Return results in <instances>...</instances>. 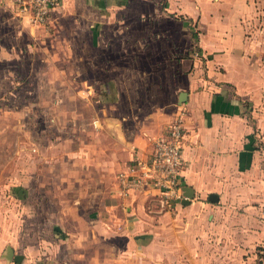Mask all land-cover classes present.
I'll return each instance as SVG.
<instances>
[{
	"label": "crops",
	"instance_id": "1",
	"mask_svg": "<svg viewBox=\"0 0 264 264\" xmlns=\"http://www.w3.org/2000/svg\"><path fill=\"white\" fill-rule=\"evenodd\" d=\"M259 1L59 0L45 24L33 25L55 28L61 39L51 47L79 50L74 63L90 66L76 75L102 92L94 106L103 124L88 142L95 155L81 146L76 153L127 172L182 112L180 183L193 194L166 209L145 193L120 197L115 182L110 193L79 194V205L56 217L0 218V264H264L255 250L264 251ZM24 19L0 0V62L18 59L9 36L26 31ZM219 202L221 213L240 212L224 217L221 233L207 231L203 219H215ZM9 248L19 263L5 259Z\"/></svg>",
	"mask_w": 264,
	"mask_h": 264
},
{
	"label": "rangeland",
	"instance_id": "2",
	"mask_svg": "<svg viewBox=\"0 0 264 264\" xmlns=\"http://www.w3.org/2000/svg\"><path fill=\"white\" fill-rule=\"evenodd\" d=\"M258 3L255 31L258 40L264 41V2ZM20 21L27 32H9L11 42L19 47L18 59L0 62V218L56 217L57 211L67 212L79 205L75 203L79 194L90 196L96 189L110 193L122 171L100 169L104 164L99 160L76 153L81 146L83 152L95 155L88 142L103 124L95 117L94 104L102 99L96 80L76 75L90 65L74 63L79 50L50 46L61 39L53 35L52 25L42 30L27 19ZM84 52L85 60H93L92 49ZM260 102L264 104V94ZM104 162L109 165L106 159ZM215 206L219 207L215 219L205 218L202 225H210L207 231L221 233L224 217L234 219L240 209L230 206L227 213H221V202ZM86 208L88 202H83L82 211ZM255 250L257 256L259 251L264 253Z\"/></svg>",
	"mask_w": 264,
	"mask_h": 264
},
{
	"label": "built area",
	"instance_id": "3",
	"mask_svg": "<svg viewBox=\"0 0 264 264\" xmlns=\"http://www.w3.org/2000/svg\"><path fill=\"white\" fill-rule=\"evenodd\" d=\"M13 10L32 25L47 22L59 0H8ZM195 1V0H193ZM181 113L171 120L144 159H135L127 172L117 174V193H145L161 208H171L181 197V147L185 128Z\"/></svg>",
	"mask_w": 264,
	"mask_h": 264
},
{
	"label": "water",
	"instance_id": "4",
	"mask_svg": "<svg viewBox=\"0 0 264 264\" xmlns=\"http://www.w3.org/2000/svg\"><path fill=\"white\" fill-rule=\"evenodd\" d=\"M185 97H186V93L185 92H180L178 94V98H177V101L178 103H182L184 100H185ZM182 198L180 200V203L181 204H187L188 203V200L192 198V191L189 187H182ZM217 197L216 195L214 194H209L208 195V200L211 201V202H214L216 201ZM7 254H8V257L5 256V259H8L10 261H13L15 263H19L20 260H21V256L20 255H13V252L12 250L9 248L7 250Z\"/></svg>",
	"mask_w": 264,
	"mask_h": 264
},
{
	"label": "trees",
	"instance_id": "5",
	"mask_svg": "<svg viewBox=\"0 0 264 264\" xmlns=\"http://www.w3.org/2000/svg\"><path fill=\"white\" fill-rule=\"evenodd\" d=\"M257 257H258V258H261V257H262V255L259 253ZM257 263H258V262H257Z\"/></svg>",
	"mask_w": 264,
	"mask_h": 264
}]
</instances>
